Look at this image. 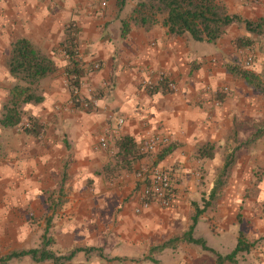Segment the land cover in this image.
Listing matches in <instances>:
<instances>
[{
  "label": "crops",
  "instance_id": "crops-1",
  "mask_svg": "<svg viewBox=\"0 0 264 264\" xmlns=\"http://www.w3.org/2000/svg\"><path fill=\"white\" fill-rule=\"evenodd\" d=\"M71 1L74 6L76 1L83 5L86 0ZM219 1L230 12L247 18L264 15V0ZM0 5L18 9L13 0H1ZM83 7L78 44L86 72L80 95L93 100V110L74 105L61 72L67 64L48 53L59 69L42 81L44 100L25 107L43 122L44 133L39 138L29 135L26 144L18 138L15 147H0V258L39 246L46 234L53 238L50 248L56 254L78 246L99 248L104 254L88 257L81 252L68 264H217L215 253L184 238L193 223L191 204H199L203 193L202 177L214 175L222 163L218 151L213 158L200 159L198 150L207 143L220 146L224 141L231 151L230 143L235 140L229 135L231 130L241 123L258 125L264 120L263 94L234 79L225 65L238 56L232 41L235 29H229L215 43L196 41L188 34H170L163 21L148 25L142 20L125 33L116 20L107 31L100 26L101 21H96L93 10ZM110 15L104 19H116L115 14ZM28 18L18 20L15 16L13 22L18 27ZM26 25L24 30H16L17 34L39 42L27 29L34 24L29 21ZM240 33L252 36L245 28ZM37 34L48 41L55 32L43 29ZM8 35L7 27L0 26L1 42H6ZM1 42L0 65H5L9 44L6 47ZM259 58L264 61L259 55V62L243 68L262 72L264 63ZM96 62L100 68L92 69ZM159 70L177 83L176 90H150L158 84ZM146 79L154 84L144 87L142 81ZM219 85H227L230 93L217 103L210 90ZM88 87L94 90L93 98ZM120 117L125 121L119 126ZM104 132L109 133L108 149L99 146ZM123 134L134 136L139 144L153 135L170 136L173 151L162 159L157 158V152L154 162L172 173L176 197L171 207L152 204L136 211L139 189L135 172L152 162L149 155L138 162L134 172L115 177L103 173L114 152L115 137ZM237 144L233 150L238 161L223 187L225 194L218 207L200 215L193 235L226 255L236 248L243 233L252 245L237 255L238 261L264 264V133L256 139L239 138ZM207 200L210 205L214 203L210 197ZM174 238L179 240L173 246L160 247ZM1 264L54 263L24 256Z\"/></svg>",
  "mask_w": 264,
  "mask_h": 264
},
{
  "label": "trees",
  "instance_id": "trees-1",
  "mask_svg": "<svg viewBox=\"0 0 264 264\" xmlns=\"http://www.w3.org/2000/svg\"><path fill=\"white\" fill-rule=\"evenodd\" d=\"M129 0H116L120 10L124 9ZM145 1H154L157 3V9L163 11L166 15L163 24L168 28V32L173 35H190L196 41H206L215 43L226 32V29L234 24L242 25L249 34H254L258 39L264 41V15L255 19L247 18L239 13L230 12L227 5L219 0H139V5ZM143 21H147L143 18ZM124 26H127L126 22ZM126 33V31H125ZM252 36H242L235 40L237 48L252 47L256 43ZM73 42V41H72ZM67 46V53L70 55L71 65L67 69L69 79V88L73 103L80 107L84 102L80 95L82 86V77L85 70L77 58L76 49L73 43ZM7 67L12 78L16 83L9 91V98L4 103L0 113V125L4 128H14L23 122L26 114L25 107L28 104H37L44 100L40 89L43 80L53 75L58 70V64L55 60L41 48H39L30 38L21 36L11 43L10 54L7 61ZM237 76L242 78L247 84L264 94V69L257 73L248 68L234 67L230 68ZM162 89L163 91H174L166 83H158L152 86V89ZM30 126H25L26 133L39 135L41 125L34 116L29 117ZM264 130L258 129L254 134V139L258 138ZM174 149L171 144L157 153V158L162 159ZM216 152L214 143H207L198 150V158H213ZM148 156L140 149V144L132 135H117L115 137L114 152L110 156L109 162L103 167V173L108 177H115L124 172L136 171L138 162ZM237 151L232 150L224 157L223 165L219 168L218 177L210 193V199H213L218 190L226 184L227 178L237 161ZM66 174L64 176V179ZM210 201L204 199V206L201 208L195 203V213L192 216V225L185 239L189 242L199 244L203 249L216 254L217 264L231 262L241 264L237 255L240 252L248 251L251 243L247 242L243 233H240L236 248L229 254L222 255L210 248L203 238H195L193 233L200 215L208 208ZM179 238H174L163 243L160 247L173 246ZM53 238L44 235L41 244L35 248L13 252L0 258V264L6 263L14 257L30 256L35 262L52 261L54 264H68L79 253L83 252L86 256L92 257L95 254L103 256V251L94 247H76L65 254H56L51 248Z\"/></svg>",
  "mask_w": 264,
  "mask_h": 264
},
{
  "label": "rangeland",
  "instance_id": "rangeland-1",
  "mask_svg": "<svg viewBox=\"0 0 264 264\" xmlns=\"http://www.w3.org/2000/svg\"><path fill=\"white\" fill-rule=\"evenodd\" d=\"M13 2H15V3L17 2V4H18L17 10H14L13 7L11 9H9V8H5V5L4 6L0 5V15H2L0 17V26H1V28L7 27L8 34H10V35H8V37H6L7 38L6 42H1V40H0L1 44L4 43L6 45V47H7V44H9L8 48L10 51V48H11L10 45H11L12 41H14L18 37H21L19 34H17L16 30H20V29L24 30L27 26L26 23H28L30 21L34 25L30 26V27L28 26V28H27L28 32H31V33L34 32V35L36 36V39H39V42H36V40H34L30 37H28V38H30L38 47H39V45H41V48L42 49L44 48L47 53H49L51 55L53 54L54 56H59L62 58V61H64L67 65H65L63 67V70L61 72L64 75L65 80L67 81L68 85H69V79L67 77L66 71H67V69L70 68L71 59H69L67 57V54H68L67 53V50H68L67 46H71L70 42L73 41L72 42L73 45H76L75 49H76L77 58L80 60V57H79L80 56V48H79V44H78V35H79V23L78 22L81 19L80 14H81V10L84 9L83 6H86L85 7L86 9L89 7V9L93 10L92 13L94 14L95 17H97L96 21H101L100 26L102 28H104V27L107 28V31H109L111 26H113L112 23L116 20L117 21L119 20L118 23L121 24V30H122L121 32H123L125 29L127 30L128 28H130V26L143 23V21H142L143 18H146V20H147L146 23L148 25H150L153 22L164 21V19L166 17V15L163 11H160L157 9V3H155L154 1H145L144 4L139 5V0H129L126 4L125 8L122 10H120L118 8V6L116 4V0H113V3L111 5H109L106 0H86L83 3V5H82V2L76 1L74 6H73V3L71 0H13ZM0 3H1V0H0ZM222 3H224V2H222ZM69 7H71V10L68 11ZM228 9H229V7H228ZM5 10L7 12H4ZM1 11H3V12L1 13ZM109 14H111L110 15L111 17L112 16L114 17V14H115L116 19L115 20L114 19L105 20L104 18L107 17ZM15 16L18 20H25L26 17H30V18H28L26 20V22L23 23V25H21V22H23V21H21L19 23V26L17 27V26H15L16 22H13L14 21L13 19H15ZM101 16H104L103 17L104 20H100ZM125 22H126L127 26H124ZM20 26H23V27L19 28ZM17 28H19V29H17ZM241 28H244V27L242 25H239V24H234V25L229 26L228 29H226V32H228L229 29L230 30L235 29L236 38H234V40H232V41H233V46L235 47L236 52L238 54L237 57H234L236 59L232 60V63L229 62V63L225 64L227 66V69H229V67L234 68L235 66L236 67L239 66L241 68H243V66L248 67L254 61L259 62L257 59L259 55L264 56V41H263V39H258V37L254 34H252V37H254L257 40L255 45H253L252 47H248V48H237L236 47V45L234 44L235 40L239 37L246 36V35H243L242 33H240ZM43 29L50 30V31H52L53 34L55 32V34L52 37V40L43 41L42 38L40 39L39 35L37 34V31L43 30ZM40 40H41V44H40ZM37 43H39V44H37ZM8 57H9V54H8ZM8 57L6 58L7 61H8ZM249 57H252V60L250 61L251 63H249V65H247V60ZM260 60L262 62L263 58H261ZM7 61H6L5 65H0V74H1V79H0V111H1L4 103L9 98L10 89L16 83V80L14 78H12V76L9 73V70L7 67ZM263 63H264V61H263ZM58 69H59V65H58ZM233 75H234V79L239 80V81L243 82L245 84V86H248V87L254 89L249 84H247L242 78L237 77L234 73H233ZM84 77L85 76H83L82 80H81L83 86H84V84H83V78ZM83 86H81V88ZM226 87L229 88L227 85H219L215 88V90L214 89L210 90V92L212 91L216 95L217 103H220L221 100L225 97V95L230 93V88H229V90H226L225 89ZM40 89L42 90V83L40 85ZM207 89H208V87L205 88V90H207ZM209 89H208V91H209ZM80 92H81V89H80ZM90 93L93 94L92 95V98H93V96L95 95L93 88H92V92H90ZM261 94H263V93H261ZM81 97H82V100L84 102L82 103V105L80 107L82 109L92 111L93 106H94L93 100H90V99H88L82 95H81ZM263 97H264V94H263ZM88 100L90 103L87 102ZM28 110H29V108H28ZM30 116H31L30 111H26L23 122L20 125H18L17 127H14L13 129H1L0 128V147H2V145H3V148L7 147V145L15 147V145L18 141V138H21L22 139L21 142H23L25 144L30 140V138H31L30 136L33 134L26 133V131H25V126L31 125V121L29 119ZM38 122L42 128H41L39 135H33V136H37V138H39L40 135L43 134L45 131V126H44L43 122L42 121H41V123H40V121H38ZM256 127L258 129L264 130V120L260 121L258 123V125H254V123H249V122L244 123V124L241 123V124H239V126H237V128L235 127L233 131L231 130V133L229 135L230 136L233 135L235 137V140L232 143H230L231 151L233 150L234 146L237 147V145H238L237 142H238L239 138L244 139V140H246V139L250 140L253 137V134H254L253 132L255 131ZM233 136H231V137H233ZM33 138H35V137H33ZM249 143L247 144L248 147L246 146L247 148L251 147V145ZM214 144L216 145L215 154L217 153V151L219 152L222 163H220L221 165L218 164L219 166H217L215 168L216 170H215L214 175H210V176L205 175L202 177L203 193L201 194L199 201H197L199 203L198 204L199 206H204V199H206V198L208 199V197H210L209 196L210 191H208L209 187H210L211 183H215V180L219 174V168L223 165L224 157L226 156V154L231 152L229 150V148L226 146V144L224 143V141L220 146H218V144L216 142ZM2 151H3V149H1L0 152H2ZM155 155H152V154L149 155L153 159L152 162H150V163H154V158L156 157ZM237 161H236V164H237ZM219 162H220V160H219ZM150 163H147V164H150ZM236 164L233 167V169L236 167ZM230 178H231V175L227 178L226 184ZM224 186H222V188H220L218 190L219 194L218 195L216 194V196L213 198L214 203H212V205H210L206 209V212L213 211L214 208L218 207L219 200H221L225 194L223 192ZM250 194H251V191L249 189L248 196H250ZM45 196L47 197L48 194H45ZM263 202H264V200H263ZM191 206L195 210V206H193V204H191ZM263 211H264V208H263Z\"/></svg>",
  "mask_w": 264,
  "mask_h": 264
},
{
  "label": "built area",
  "instance_id": "built-area-1",
  "mask_svg": "<svg viewBox=\"0 0 264 264\" xmlns=\"http://www.w3.org/2000/svg\"><path fill=\"white\" fill-rule=\"evenodd\" d=\"M256 2V0H249ZM70 59V55L67 54ZM252 57L247 60V65L251 63ZM100 63L96 62L92 69H99ZM157 83H166L172 90L177 89V83L170 78V76L162 71H157ZM153 80H143L142 85L144 87L152 86ZM228 90V88H225ZM89 93L92 92V88L88 87ZM88 103L89 100L87 101ZM124 118L120 117L118 125L124 123ZM109 133L104 132L99 137V146L103 149L109 148ZM171 143V138L165 134H158L150 136L140 143V149L143 153L148 155H154ZM136 182L138 184V197L139 205L136 207V211L139 213L143 209L150 207L152 204H158L161 207L169 208L173 205L176 197V189L171 171L158 164L157 162L144 164L135 172Z\"/></svg>",
  "mask_w": 264,
  "mask_h": 264
}]
</instances>
